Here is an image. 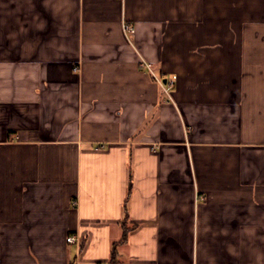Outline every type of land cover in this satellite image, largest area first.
<instances>
[{
	"label": "crops",
	"instance_id": "crops-1",
	"mask_svg": "<svg viewBox=\"0 0 264 264\" xmlns=\"http://www.w3.org/2000/svg\"><path fill=\"white\" fill-rule=\"evenodd\" d=\"M125 228L117 264H264V0H0V264Z\"/></svg>",
	"mask_w": 264,
	"mask_h": 264
},
{
	"label": "built area",
	"instance_id": "built-area-1",
	"mask_svg": "<svg viewBox=\"0 0 264 264\" xmlns=\"http://www.w3.org/2000/svg\"><path fill=\"white\" fill-rule=\"evenodd\" d=\"M126 29H127V32L130 33V34H133L135 32V29L133 27L128 26V27H126ZM140 65H141L142 68H146V69L152 71L151 66L148 63L141 62ZM159 82L163 85L162 80H159ZM67 242L69 244H76V243L79 242V238L76 235H69L67 237Z\"/></svg>",
	"mask_w": 264,
	"mask_h": 264
},
{
	"label": "trees",
	"instance_id": "trees-1",
	"mask_svg": "<svg viewBox=\"0 0 264 264\" xmlns=\"http://www.w3.org/2000/svg\"><path fill=\"white\" fill-rule=\"evenodd\" d=\"M128 232H129V229H124V235H123V238L120 242L118 243H115L114 246H113V250H112V256H111V259L109 261L108 264H117L118 263V253H117V247L120 243L124 242L125 240H127V237H128Z\"/></svg>",
	"mask_w": 264,
	"mask_h": 264
}]
</instances>
